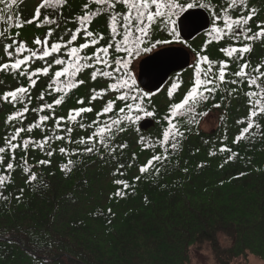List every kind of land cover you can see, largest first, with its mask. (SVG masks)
Wrapping results in <instances>:
<instances>
[{
    "label": "trees",
    "instance_id": "trees-1",
    "mask_svg": "<svg viewBox=\"0 0 264 264\" xmlns=\"http://www.w3.org/2000/svg\"><path fill=\"white\" fill-rule=\"evenodd\" d=\"M42 2L0 0V63L30 58L19 71H0V147L6 149L0 154V177L4 178L0 185V264H185L194 243L210 240L216 244L219 233L233 239L230 258L252 255L264 262V37L248 39L264 28V0H246L243 5L239 0H196L197 5L209 6L205 8L212 26L191 42L175 41L162 25L154 28L142 47L156 40H173L171 44L187 46L195 57L189 68L170 76L158 93L141 88L132 65L149 52L133 58L129 65L135 86L131 90L119 86L126 71L122 63L128 59L123 47L120 52L115 50L122 43L127 14L122 2L63 0L56 4L49 0L37 17ZM177 2L186 7L193 0ZM85 15L90 20L81 24ZM113 16L118 35L112 33ZM225 16L251 19L234 25L240 30L230 35L223 23ZM214 23L222 29V38L209 35ZM73 34L76 40L69 43ZM38 39L60 43L62 48L40 59L42 49L49 45L36 44ZM84 43L89 46L79 55L93 57L84 61L91 66L57 82L55 71L73 60L67 55L71 47ZM109 43L113 47L108 56L99 55L111 67L97 64V50ZM20 44L25 48L17 52ZM9 45L10 56L4 51ZM244 46L250 51L243 55L229 57L223 51ZM202 56L211 61L201 62L202 73L211 69L218 76L222 62L227 64L225 82L217 79L211 85L215 91L205 92L206 99L182 111L172 121L175 128L165 142L163 133L169 130L172 105L180 103L193 86L194 65ZM56 58L64 60V65H56ZM244 65L245 74L236 76ZM45 67L47 75L36 71ZM94 71L96 79H92ZM81 79L84 83L78 84ZM67 83L78 86L69 90ZM173 83L179 87L173 88ZM19 87L27 91L18 94L17 101L3 99ZM121 95L125 101L117 99ZM134 95L140 97L135 103L152 115L133 111L139 120L123 121L103 136H94L105 122L122 118L121 108L127 113L126 104L134 103ZM109 101L112 110L98 115ZM216 105L223 107L219 110ZM81 108L92 111L75 116ZM214 110H218L217 125L206 133L200 128L201 120ZM13 115L16 119L9 121ZM44 116L48 118L41 120ZM144 119H153V126L142 129ZM18 129L23 131L14 141L18 147L12 150L6 141ZM45 137L49 142L41 147ZM24 141L29 142L27 148ZM88 147L93 151H87ZM61 148L66 152L61 153ZM154 156L162 159L154 161ZM149 161H153L151 167L141 172ZM8 163L13 169H7Z\"/></svg>",
    "mask_w": 264,
    "mask_h": 264
},
{
    "label": "snow or ice",
    "instance_id": "snow-or-ice-1",
    "mask_svg": "<svg viewBox=\"0 0 264 264\" xmlns=\"http://www.w3.org/2000/svg\"><path fill=\"white\" fill-rule=\"evenodd\" d=\"M54 3L56 4H60L63 2V0H53ZM118 2H122L125 7L127 8V14H125L123 16V27H124V34L122 37V43H117L115 45V50L117 52H120L122 47L123 50L126 52L128 59L124 60L122 63V68L125 71L124 75L125 78L123 80H121L119 82V86L120 87H124V88H129L131 90V88H133L136 84V77L134 75H132V70H129V65L132 63L133 58L135 57H139L142 53H147V52H152L155 50V48L157 47V45L160 44H171L173 43V40H156V42L154 44H152L150 47L148 46H144L142 47V45L145 44V40L149 37L150 33L152 30H154V28H159L161 25L163 26V28L168 30V34L174 38L175 41H180V32L177 29V17H179L182 13L185 12L186 8L191 9L193 7L199 6L201 8H205V7H209L208 5H205L203 3H200L199 5H197L196 0H193V2H189L186 4L184 3H179L177 2V0H118ZM246 2V0H239V3L241 5H243ZM49 3V0H43L42 3H40V5L37 7L36 9V16L39 17L40 16V9L45 7V4ZM97 4H104L105 0H96ZM233 3H236V0H233ZM110 8H114L115 5L113 4H109ZM154 7V10H153ZM209 10H211L209 8ZM45 19L47 20L48 18L45 17ZM188 18L185 17V20H187ZM251 19V16L247 17V18H242V19H232L229 16H225L223 19V23L225 26V29L228 31V33L230 35H235L237 32H239V27H236L234 29V25L239 26L241 23L246 24L248 22V20ZM90 20V16L89 15H85L83 17L80 18V23L84 24L86 22H88ZM116 16L112 17V33L114 35H118L119 33L117 32V27H116ZM29 23L31 21H28ZM215 35V37H219L222 38L223 33H222V29L218 26L215 25L212 27L211 32L209 33L210 36ZM87 35L89 37L93 36L92 32H88ZM264 37V28H262L260 31L256 32L254 36H249L248 39L252 40V39H256V38H262ZM100 39H103V37H100ZM76 40V35L73 34L71 36V39L69 41V43H71V41H75ZM211 42V41H210ZM36 44H41V43H45L48 44L49 46L44 47L42 49V53L43 55L40 56V59H43L44 57H49L51 56L53 53H57L61 50L62 45L60 43H50L46 42V41H41V40H36L35 41ZM131 44V46H129ZM89 45L87 43L81 44L79 48L77 47H71L70 51L67 53L68 56L73 57L72 61L68 62V66L66 68H63L60 71H55L54 76H55V80L58 82L60 80L61 77H72L78 73H80L85 66L90 67L91 65H85L84 61H91L93 60V57L88 56V57H81L79 55V53L87 48ZM113 45L111 43H109L106 47L98 49L97 50V54L95 56V62L97 64H105L108 67H111L110 64H108L107 60H102L100 58L99 53H103L105 57L108 56L109 53V49L112 48ZM25 45L24 44H20L19 47L16 49L17 52H19L20 50L24 49ZM4 51L6 53L9 54V56L11 55V46H7L4 48ZM223 51L226 52V54L231 57L234 54H241L243 55L244 53H248L250 51V47L248 46H244V47H240V48H236V47H231L228 49H224ZM33 56L37 55L35 52H33L32 54ZM29 57L28 56H24L21 59H15L14 62L12 63H0V71H4V70H9L11 69L12 71H19L21 69L22 65H26L29 62ZM56 65H64L65 61L59 58H56L54 60ZM201 62L204 64H210L211 61L209 60V58L207 56H202L199 57V62H197L194 67H195V74H196V79L194 81L193 86L190 88V90L187 92V94L184 96L183 100L180 103H176L172 105V110L170 112L169 115V119H168V123H169V130H165L163 133V139L165 142L168 141L169 136L171 134V129L175 128V125L173 124V120L184 110H191L192 108L195 107L196 104H198L201 100L206 99V96L204 95L205 92L211 93L213 91H215V89L213 87H211V85H213L215 83V81L218 79L220 83H224L225 82V76H226V72L225 69L227 68V64L223 63L221 64L218 76L212 75L211 73V69H208L206 73H202L201 71ZM116 64L120 65L121 64V60H116ZM247 65H244L240 71H238L237 73H235L236 76H242L244 75V68H246ZM37 72L42 71L45 75L48 74V68H43V69H36ZM117 71H119V69H117ZM21 75H23L24 73L21 71L20 72ZM33 75H35V73H33ZM103 75L107 76L108 73H103ZM97 73L94 71L92 73V79H96ZM29 79H31V77H29ZM84 81L81 79L78 81V84H83ZM232 83H236V81H232ZM252 83H255V81H252ZM78 84H74V83H67L66 87L67 89L71 90L74 86H78ZM113 89H115L117 87V85H112L111 86ZM173 88H177L179 87L178 83H173L172 85ZM59 87H57V91H59ZM27 90L23 87H19L17 88L15 91H9L5 94V96L3 97V99L5 101H7L9 99V97L12 99V101H17L18 100V94H22L25 93ZM254 93H250V95H253ZM169 95L171 96L172 93L169 92ZM96 97L93 96L92 99H95ZM117 99L121 100V101H125L126 97L124 95H121L119 97H117ZM131 99L133 100V104H126L127 107V113H125V108H121L120 112L123 114L122 118H117L116 120L112 121V124H108L107 122H105V127L99 128L98 133H94V136L99 134L101 136H103V134L108 131L110 132L113 128V126H119L123 121H128V122H135L136 120L140 119L139 115H135L133 116V111L139 113V112H144L145 115L151 116L152 113L149 111H146L141 104L135 103V101H137L138 99H140V97L138 96H132ZM55 103L57 105H59L61 103V100L57 99L55 101ZM79 103L83 104V100L79 101ZM260 102L257 101V104H259ZM216 107H219V105H216ZM113 108V103L111 101L108 102L107 106L103 109V113H99L98 115H103L104 113H108L112 110ZM92 111L91 108H81L79 110H75V116H80L81 112H90ZM261 111L264 112V107H261ZM252 116L255 117L257 115V113L255 111H253ZM205 115H207L205 113ZM48 117L44 116L41 117V120H46ZM16 119V116H9L8 120L12 121ZM63 119V118H61ZM68 120L72 121L73 120V114L69 113L68 116ZM23 131V129H18L17 132L8 138V140L6 141V143L9 144L10 148L12 150H15L18 145L16 143H14V141H16L17 136L19 135V132ZM28 131H31V128L28 129ZM68 131L70 132L71 129H68ZM56 139H63V137L61 136H56ZM93 139V137H89V141H91ZM49 142V138L45 137L44 140L41 142V147H43L44 144ZM83 142V141H81ZM102 144L104 143V140L101 139L100 141ZM28 141H24V147L27 148L28 147ZM173 147L175 148L176 145L173 144ZM87 151L91 152L93 151L92 147H88L86 149ZM61 153L66 152V149L61 148L60 149ZM221 151H225V149H221ZM6 152V149L4 147H0V154H3ZM49 155H52L51 152H49ZM164 159H166V157H163ZM162 157L160 156H154L153 160L154 161H159L161 160ZM0 162H3V157L0 156ZM153 161H149L148 164H146L144 167H142L140 169L141 172H145L148 170L149 167H151ZM41 164L46 163V161H40ZM69 163H71V161H69ZM14 165L12 163H8L7 164V169L11 170L13 169ZM67 170V167L66 169ZM36 176L33 174L31 175V180H36ZM4 183V178L0 177V185H2ZM117 183H120L119 181H117ZM125 188L128 187L127 184L124 185ZM117 195H120V193L118 192Z\"/></svg>",
    "mask_w": 264,
    "mask_h": 264
},
{
    "label": "water",
    "instance_id": "water-1",
    "mask_svg": "<svg viewBox=\"0 0 264 264\" xmlns=\"http://www.w3.org/2000/svg\"><path fill=\"white\" fill-rule=\"evenodd\" d=\"M185 17L188 19L185 20ZM211 28V17L206 8L186 9L177 19L180 37L191 42ZM193 54L184 45L171 44L160 47L144 56L138 62L137 81L142 89L158 92L163 89L173 73L187 69L192 64ZM152 119L142 121L141 127L148 129L153 125Z\"/></svg>",
    "mask_w": 264,
    "mask_h": 264
},
{
    "label": "rangeland",
    "instance_id": "rangeland-1",
    "mask_svg": "<svg viewBox=\"0 0 264 264\" xmlns=\"http://www.w3.org/2000/svg\"><path fill=\"white\" fill-rule=\"evenodd\" d=\"M144 56L140 57V59L143 58ZM194 58L195 57L193 56V60ZM138 62H139L138 60H135L132 64L136 72H138V65H137ZM172 75L174 76L175 73ZM222 107L219 106L217 108L221 110ZM217 122H218V110H214L213 112L208 113L201 120L200 128L204 130L206 133L213 132L217 125ZM232 243H233L232 237L225 233L218 234L216 244H213V242L210 240H205L203 242H196L189 248L188 262H186L185 264H264L262 260L252 255H248L246 258H242L241 256L239 257L234 256L230 258V255L228 254V250L232 246Z\"/></svg>",
    "mask_w": 264,
    "mask_h": 264
}]
</instances>
